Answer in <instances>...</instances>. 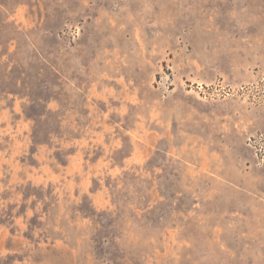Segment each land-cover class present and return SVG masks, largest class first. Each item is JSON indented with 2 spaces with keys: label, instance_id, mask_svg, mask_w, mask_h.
<instances>
[{
  "label": "rangeland",
  "instance_id": "1",
  "mask_svg": "<svg viewBox=\"0 0 264 264\" xmlns=\"http://www.w3.org/2000/svg\"><path fill=\"white\" fill-rule=\"evenodd\" d=\"M263 149L264 0H0V264H264Z\"/></svg>",
  "mask_w": 264,
  "mask_h": 264
},
{
  "label": "built area",
  "instance_id": "2",
  "mask_svg": "<svg viewBox=\"0 0 264 264\" xmlns=\"http://www.w3.org/2000/svg\"><path fill=\"white\" fill-rule=\"evenodd\" d=\"M256 142V141H255ZM262 160L264 161V149H263V155H262Z\"/></svg>",
  "mask_w": 264,
  "mask_h": 264
}]
</instances>
